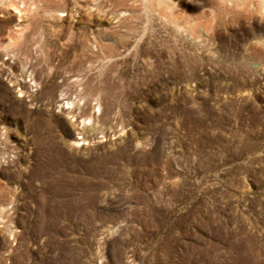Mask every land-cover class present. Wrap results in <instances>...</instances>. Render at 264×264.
Listing matches in <instances>:
<instances>
[{
  "label": "rangeland",
  "instance_id": "1",
  "mask_svg": "<svg viewBox=\"0 0 264 264\" xmlns=\"http://www.w3.org/2000/svg\"><path fill=\"white\" fill-rule=\"evenodd\" d=\"M0 264H264V0H0Z\"/></svg>",
  "mask_w": 264,
  "mask_h": 264
},
{
  "label": "bare ground",
  "instance_id": "2",
  "mask_svg": "<svg viewBox=\"0 0 264 264\" xmlns=\"http://www.w3.org/2000/svg\"><path fill=\"white\" fill-rule=\"evenodd\" d=\"M225 1V0H224ZM219 2V1H218Z\"/></svg>",
  "mask_w": 264,
  "mask_h": 264
}]
</instances>
